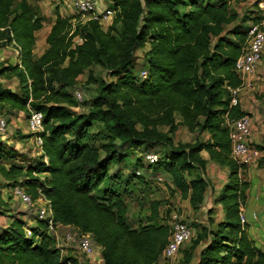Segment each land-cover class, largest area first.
Returning <instances> with one entry per match:
<instances>
[{"label": "trees", "instance_id": "obj_1", "mask_svg": "<svg viewBox=\"0 0 264 264\" xmlns=\"http://www.w3.org/2000/svg\"><path fill=\"white\" fill-rule=\"evenodd\" d=\"M242 1L111 0L116 14L106 28L93 19L74 22V15L57 10L47 47L37 55V32L45 22L41 8L31 0H0V49L18 50L15 64L0 59V108L44 114L43 144L33 159L0 138V206L8 204L4 190L20 185L34 200L43 196L49 201L57 227L73 229L77 237L91 235L102 258L95 264H158L171 233L165 219L173 210L162 215L163 202L154 199L146 221L131 226L123 181L130 185L133 177L149 186L150 179L137 174L146 163L147 169L168 173L172 194L179 192L199 210L210 184L205 173L211 160L229 170L228 182L215 198L224 217L212 227L210 209L208 225L191 223L197 234L182 248V262L191 264L197 257L195 264H264V250L241 220L249 182L231 156L226 124L227 116L248 113L231 105L230 89L241 85L236 61L250 29L264 18L262 0H254L255 8L240 15L234 3ZM146 46L147 74L140 77L136 52ZM98 65L110 80L96 78L93 67ZM85 73L81 87L95 84V95L80 102L76 89ZM13 76L18 90L1 81ZM85 104L86 111H74ZM95 125L106 134L100 145L93 140ZM182 126L208 137L176 143ZM31 137L33 133H18L21 141ZM156 147L167 150L158 153L155 163L145 162V153ZM136 151L142 154L129 165V175H123L117 166L130 162ZM0 264L82 263L58 246L48 220L37 218L29 225L17 218L0 227Z\"/></svg>", "mask_w": 264, "mask_h": 264}, {"label": "rangeland", "instance_id": "obj_2", "mask_svg": "<svg viewBox=\"0 0 264 264\" xmlns=\"http://www.w3.org/2000/svg\"><path fill=\"white\" fill-rule=\"evenodd\" d=\"M32 3L36 4L41 8L42 14L45 15V22L44 27L37 32V43L35 47V52L37 55H40L43 53V51L47 47L46 42V36L47 32L51 28V25L53 24L55 17H56V11H61L64 15H74L76 22L78 19H81L84 21V19L87 18L86 16H83L82 14H79L76 12L72 7V0H31ZM98 1V10L104 11L109 5L111 4V0H97ZM254 0H244L241 3L237 4L234 3L235 9L239 12L240 15L246 14L251 12L253 8ZM251 22H248V25H250ZM109 22L104 23L103 26L106 28L108 27ZM233 25H229L228 28H231ZM148 48L146 46L145 48H141L137 50L136 54L139 57L137 61V73L141 77V72L146 67L143 66V54L144 51ZM0 57H2L3 60L9 62V63H16V58H18V54L14 49V46H8L5 48L0 49ZM93 71L95 72L96 78H104L110 80L111 78L108 76L107 72L103 70L101 66H94ZM260 76L261 79L259 80V86L258 88H253L251 90V94H253V99L255 102H252L255 104V107L259 109V111L264 112V57L260 68ZM87 80V73L81 75L79 77V84L80 87L76 89V92L81 93V98H79L80 102L89 101L88 99L92 98L95 95V84H90L88 88L81 87V84ZM1 81L7 85L13 88L14 90H18L19 87V81L18 79L13 76L10 78H2ZM252 99V100H253ZM87 105H81L79 107L74 108V111L76 112H82L87 110ZM7 108L1 109L0 108V118H4L7 122L6 130L4 132H0V138L8 141L10 145H14L18 148L19 152L26 155L28 161L29 159H33L34 157L38 156V149L37 146L32 140H25L24 142L20 141L18 139V133H29L27 128V117L28 114L24 111L19 110H13L12 112H9L6 110ZM92 133L94 134V141L97 144H101V142L105 141V132L101 131V126L95 125L94 128L91 129ZM101 131V132H100ZM204 139L206 138V135H199L196 132L189 131L186 127H180V129L177 131L175 135V142H192L196 138ZM167 149L164 147H156L153 149H150L149 151L159 153H164ZM142 154L140 151H136L135 154L131 156L129 159L130 162H127V164H121L117 166L118 169L122 170L123 175H129V172L131 170V167L129 166L131 163H133L134 160H136V157H139ZM145 160V159H144ZM146 162V161H145ZM140 169L141 174L145 175L146 178L150 179L149 186H145L144 183H142L138 178L131 177V184L126 185V181H123V184L121 185L122 191L126 189L124 192V199L126 200V203L128 204V214H127V220L129 224L133 227H137L140 223H144L146 221V217L150 213V202L154 199L162 200L163 204L161 205V211L162 215L165 216V211L167 208L171 207L173 210V213L177 212L180 215H182V218L191 226L193 230V236L197 234L196 227L191 224L192 222L196 221L197 223L201 225H208V219H209V210L213 209L212 218L215 224L212 225V227H215L217 224L216 220L220 217L221 212L223 211L222 208H215L212 207L210 209L205 208L203 210L199 209L196 212H192L190 210L188 204L184 201V199L181 197L179 192H175V194H172L173 184L170 178V175L166 173L165 171H158L154 172L151 169H147V165L145 163L144 167H138ZM161 177L162 180H159L158 177ZM0 180L2 183L4 182L3 178L0 176ZM109 184L115 185V182L110 180ZM4 198L8 202L6 206H0V227L7 226L11 221L17 218H21L27 221L29 225H35L37 223V217L34 209L31 207L25 205L20 200H18L12 193L11 189H5L4 190ZM191 207V206H190ZM167 223H170L171 225V217H167L165 219ZM67 232H73V229L65 228V227H58L57 229V236L58 241L57 244L59 247L62 248V251L64 253H70L79 258V261L82 264H95L99 263V259L101 258L100 248L95 245V251L93 255L88 256L84 254L78 244V238L76 236V241L67 240L65 238V234ZM189 241L186 244V247L188 246ZM204 245V242L200 244V246L196 250V255L199 251V249ZM183 257V251L181 250V253L178 258L179 264H184L182 262ZM102 261V260H100ZM195 264V263H194Z\"/></svg>", "mask_w": 264, "mask_h": 264}, {"label": "built area", "instance_id": "obj_3", "mask_svg": "<svg viewBox=\"0 0 264 264\" xmlns=\"http://www.w3.org/2000/svg\"><path fill=\"white\" fill-rule=\"evenodd\" d=\"M73 9L82 14L87 15L84 21L93 19L101 23H111L116 11L107 7L104 11L98 10L97 0H72ZM259 7L264 15V0L260 1ZM81 41V38L77 39ZM264 57V18L259 24L252 26L249 32V39L242 54L236 61V71L240 75L241 85L231 88L232 99L231 105H240L241 92L252 90L256 86V76L260 69ZM147 72L142 71V76H146ZM78 98H81V93L76 92ZM226 124L229 128V135L231 139V156L240 165V174H242L245 166L256 164L264 157V151L255 142L254 138V122L249 113L242 116L231 118L226 117ZM7 122L4 118H0V132L6 130ZM27 128L29 133H33V142L37 146L38 153L41 151L43 138L40 135L44 131V114L41 111L30 109L27 117ZM159 155L154 152L145 153L144 159L147 163H155ZM137 174H141L140 169ZM159 180L162 178L159 176ZM13 195L25 205L34 209L36 217L39 219L48 220L49 231L53 232L57 237L58 227L53 221V213L49 201L40 196L34 200L32 196L25 191L20 185H16L12 189ZM241 220L246 222L245 216L241 213ZM26 232L28 236L32 235V228L27 226ZM193 237V230L182 216L175 212L171 214V233L169 241L163 250L161 259L158 264H179L178 258L184 245ZM67 240L76 241L75 234L68 232L65 234ZM78 238L80 250L88 255H93L95 251V243L89 233L82 234Z\"/></svg>", "mask_w": 264, "mask_h": 264}, {"label": "crops", "instance_id": "obj_4", "mask_svg": "<svg viewBox=\"0 0 264 264\" xmlns=\"http://www.w3.org/2000/svg\"><path fill=\"white\" fill-rule=\"evenodd\" d=\"M49 31L47 32V35ZM14 49L18 54L17 48L14 47ZM0 59L3 60L2 57H0ZM17 61L18 58H16L15 62ZM260 72L261 71L259 69L256 76L257 81L255 88H258V86L260 85L259 84V80L261 79V76L259 74ZM250 92L251 90H247V91L245 90L241 92L240 106L243 110H246L253 118L254 138L256 144L264 145V112L259 111V109L255 107V104L252 103L255 102V100L253 99L252 96L253 94H251ZM204 134L206 135L207 138L208 134L207 133ZM29 139L32 140V137ZM202 155L205 158H208V153L206 151H203ZM205 176L209 180L210 184L206 193L204 205L200 209L201 210L205 208L210 209L212 207L222 208L220 204L215 203V198L220 193L223 186L228 182V178H229L228 168L226 166H221L209 160L206 165ZM242 177L249 182V188L247 189L246 192L247 193L246 202L242 206V214L245 216L246 223L249 225L248 228L249 236L255 240V243L258 247L264 250V164L260 161L259 163L245 166L242 172ZM184 201L186 202V204H188L190 210H192L193 213L197 211L192 209V207H190V203L188 200L184 199ZM223 217H224V213L222 211L220 217L216 220V222L221 221ZM203 246L204 245H202V247ZM100 260L102 259H99V262H101ZM196 261H197V257L193 259L191 264L196 263Z\"/></svg>", "mask_w": 264, "mask_h": 264}]
</instances>
